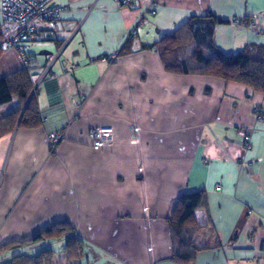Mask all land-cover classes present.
<instances>
[{
    "label": "crops",
    "instance_id": "obj_1",
    "mask_svg": "<svg viewBox=\"0 0 264 264\" xmlns=\"http://www.w3.org/2000/svg\"><path fill=\"white\" fill-rule=\"evenodd\" d=\"M54 5L58 21L24 43L40 126L16 125L0 137V246L67 223L81 245L74 264H185L172 260L167 218L177 198L203 191L206 209L193 217L203 228L194 243L205 250L191 264H264V121L253 113L264 114V95L215 77L168 73L148 49L209 13L226 22L213 36L223 54L262 47L264 0ZM9 28L0 17V39ZM113 54L115 62L102 61ZM21 69L15 51H0V76ZM16 106L0 107V115ZM101 126L113 128L114 141L94 151L90 131ZM239 131L250 136L247 148ZM50 135L62 136L53 153ZM64 245H26L1 254L0 264L44 250L67 261Z\"/></svg>",
    "mask_w": 264,
    "mask_h": 264
},
{
    "label": "trees",
    "instance_id": "obj_2",
    "mask_svg": "<svg viewBox=\"0 0 264 264\" xmlns=\"http://www.w3.org/2000/svg\"><path fill=\"white\" fill-rule=\"evenodd\" d=\"M225 23L210 13L191 17L175 32L148 49L158 53L168 73L215 77L246 86L264 95V46L248 48L235 55L223 54L214 45L213 36L215 28ZM30 70L22 67L16 73L0 76V107L17 102L15 108L0 115V137L11 133L16 125L24 129H37L40 126L41 120L34 96L28 100L33 87L28 75ZM204 209L206 195L203 191L186 193L175 200L167 218L173 261L191 264L195 255L205 250L194 243L195 235L203 228L196 224L193 217L194 210ZM48 240H65L61 253L68 262L77 260L81 251L80 241L73 236V229L67 223L53 224L29 241L2 245L0 255ZM55 256L53 251L44 250L35 257L18 256L3 264H53Z\"/></svg>",
    "mask_w": 264,
    "mask_h": 264
},
{
    "label": "built area",
    "instance_id": "obj_3",
    "mask_svg": "<svg viewBox=\"0 0 264 264\" xmlns=\"http://www.w3.org/2000/svg\"><path fill=\"white\" fill-rule=\"evenodd\" d=\"M125 6L134 7L138 0H114ZM55 0H0V17L4 25L10 28L4 30L3 36L0 39V48L2 50H13L16 52L22 67L30 70L32 62L25 50L24 43L35 37L39 31H46L48 25L58 21L60 8L54 5ZM155 3L149 6V14L153 15ZM141 21L138 27H141ZM235 25L244 27L246 22L243 20H235ZM257 24L253 21L252 26ZM136 29L130 33V38H134ZM116 54L103 58L104 63H112L116 60ZM47 74V70L42 74L41 79ZM36 88H32L30 96L34 95ZM258 122L264 121V114L258 109L253 111ZM238 136L242 139L245 148L250 144V136L239 131ZM91 149L100 151L110 146L114 141V130L110 126H101L90 131ZM62 141L60 135H50L48 137V146L51 153L55 151L56 145ZM260 161V160H258Z\"/></svg>",
    "mask_w": 264,
    "mask_h": 264
},
{
    "label": "rangeland",
    "instance_id": "obj_4",
    "mask_svg": "<svg viewBox=\"0 0 264 264\" xmlns=\"http://www.w3.org/2000/svg\"><path fill=\"white\" fill-rule=\"evenodd\" d=\"M33 88V87H32ZM31 92H32V90H31ZM31 94V93H30ZM56 247L57 246H55V249H56ZM58 251L59 250H57V253H58ZM61 255L60 254H58V255H56V260H55V262L53 263V264H55L56 262H61V264H74L75 262H70V263H67V261L63 258V256L62 257H60Z\"/></svg>",
    "mask_w": 264,
    "mask_h": 264
},
{
    "label": "water",
    "instance_id": "obj_5",
    "mask_svg": "<svg viewBox=\"0 0 264 264\" xmlns=\"http://www.w3.org/2000/svg\"><path fill=\"white\" fill-rule=\"evenodd\" d=\"M31 98V96H29V98H28V100ZM26 106H24V108H25ZM24 110V109H23ZM21 117V116H20Z\"/></svg>",
    "mask_w": 264,
    "mask_h": 264
}]
</instances>
